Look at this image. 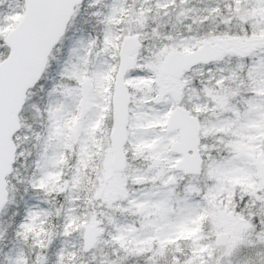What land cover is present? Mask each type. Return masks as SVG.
Segmentation results:
<instances>
[{"label": "snow or ice", "instance_id": "obj_1", "mask_svg": "<svg viewBox=\"0 0 264 264\" xmlns=\"http://www.w3.org/2000/svg\"><path fill=\"white\" fill-rule=\"evenodd\" d=\"M0 264H264V0H0Z\"/></svg>", "mask_w": 264, "mask_h": 264}]
</instances>
